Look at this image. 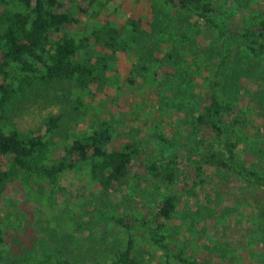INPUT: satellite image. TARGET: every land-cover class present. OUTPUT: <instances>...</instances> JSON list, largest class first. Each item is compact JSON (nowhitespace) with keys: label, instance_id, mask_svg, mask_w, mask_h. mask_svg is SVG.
Returning <instances> with one entry per match:
<instances>
[{"label":"rangeland","instance_id":"obj_1","mask_svg":"<svg viewBox=\"0 0 264 264\" xmlns=\"http://www.w3.org/2000/svg\"><path fill=\"white\" fill-rule=\"evenodd\" d=\"M215 3L219 12L216 22L230 32L247 26L246 18L253 19L264 6V0ZM146 7L145 0H112L106 13L124 23L134 13L146 12ZM177 50L181 51L182 61L165 65L159 72L167 85L149 84L153 70H159L167 56ZM219 50L213 35L194 19L185 26L176 23L139 56L118 55L119 72L109 73L116 75L115 82L86 102L87 110L82 115L76 110L73 94L67 95L69 87L58 85L28 91L14 109L12 121L24 134L40 127L49 116L61 114L49 157L57 158L69 134L88 129L96 114L113 123L121 143L141 140L147 152L164 157L177 155L180 161L192 144L188 123L205 102V88L216 70ZM222 83V91L235 101L236 110L248 117L239 146L240 158L264 176V56L253 59L242 49L233 50ZM145 158L143 154L141 160L145 162ZM136 168L134 165L131 169L126 187L111 192H102L85 169L66 172L56 184L43 187L31 180L22 183V175L14 177L0 194L2 239L9 246L11 237L21 240L19 246L12 245L17 250L23 244L34 243L37 248L43 242L74 264L107 261L127 237L111 218L134 215L148 221L165 190L162 183L157 190L149 177H135ZM207 173V183L195 198L187 201L179 195L180 204L165 227L167 242L176 252L182 251L183 258L199 264H264V191L226 171L208 169ZM128 234L140 238L137 246L143 249V264H160V250L145 243L141 233Z\"/></svg>","mask_w":264,"mask_h":264},{"label":"trees","instance_id":"obj_2","mask_svg":"<svg viewBox=\"0 0 264 264\" xmlns=\"http://www.w3.org/2000/svg\"><path fill=\"white\" fill-rule=\"evenodd\" d=\"M111 1L0 0V194L18 175H22V183L31 180L43 187L56 184L66 172L84 169L102 192H111L127 186L136 165L135 177H149L157 190L160 183L165 185L163 196L148 221L134 215L111 218L127 237L107 261L97 264H143V249L137 246L140 238H133L130 232L141 233L145 243L160 250V264H199L183 258L182 251L173 250L166 239L165 227L180 197L187 201L195 198L207 183L208 169L226 171L264 191V176L246 166L239 155L248 117L237 111L235 101L222 91L233 50L242 49L253 59L264 56V6L253 19L246 18L247 26L230 32L216 22V0H145L146 12L134 13L124 23L106 13ZM191 19L213 35L220 50L216 70L205 88V102L188 123L192 144L180 161L177 155L147 152L141 140L121 143L113 123L96 114L88 129L69 134L57 158L49 157L48 150L58 134L61 114L49 116L27 133L17 130L12 121L14 109L28 91L66 85L67 95L73 94L76 110L82 115L87 110L84 104L115 82L118 55L139 56L168 26H185ZM180 53L177 50L168 55L160 69L153 70L149 84L167 85L159 72L165 65L182 61ZM156 137L168 143L161 134ZM143 154L148 157L145 162L141 160ZM11 239L10 247L0 231V264H74L43 242L37 248L32 243L17 250L12 245L19 246L21 240Z\"/></svg>","mask_w":264,"mask_h":264}]
</instances>
